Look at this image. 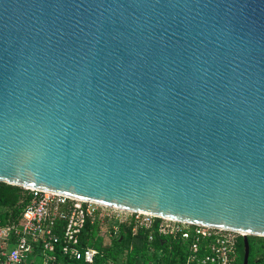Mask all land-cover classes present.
<instances>
[{
  "label": "water",
  "instance_id": "1",
  "mask_svg": "<svg viewBox=\"0 0 264 264\" xmlns=\"http://www.w3.org/2000/svg\"><path fill=\"white\" fill-rule=\"evenodd\" d=\"M0 181L264 237V0H0Z\"/></svg>",
  "mask_w": 264,
  "mask_h": 264
},
{
  "label": "built area",
  "instance_id": "2",
  "mask_svg": "<svg viewBox=\"0 0 264 264\" xmlns=\"http://www.w3.org/2000/svg\"><path fill=\"white\" fill-rule=\"evenodd\" d=\"M29 197L17 216L8 213L0 225V264H92L100 250L82 244L87 225L98 227L96 238L117 237L121 225L133 230L150 228L156 216L72 199L60 194L27 189ZM163 219L158 232L190 240V264H229L235 254L236 232ZM104 238V237H103ZM210 253H202L200 242ZM205 239V240H206Z\"/></svg>",
  "mask_w": 264,
  "mask_h": 264
},
{
  "label": "trees",
  "instance_id": "3",
  "mask_svg": "<svg viewBox=\"0 0 264 264\" xmlns=\"http://www.w3.org/2000/svg\"><path fill=\"white\" fill-rule=\"evenodd\" d=\"M28 190L23 187L0 181V225L6 222L8 213L17 216L29 197ZM163 219L155 217L150 228L133 230V224L121 225L120 233L112 239L110 245H100L96 238L98 227L87 225L82 233V244L100 249L92 264H190L191 242L188 239L163 235L158 232V224ZM98 239V240H97ZM203 238L200 242L202 253H210L206 246L211 238ZM248 264H264V237L249 236ZM235 254L229 264H243L244 241L237 234ZM97 243L99 245L97 246Z\"/></svg>",
  "mask_w": 264,
  "mask_h": 264
},
{
  "label": "rangeland",
  "instance_id": "4",
  "mask_svg": "<svg viewBox=\"0 0 264 264\" xmlns=\"http://www.w3.org/2000/svg\"><path fill=\"white\" fill-rule=\"evenodd\" d=\"M108 231V230H107ZM107 231L105 232V236H103V237H99L98 239H100V240H102L101 241V243H100V245H110L111 243H112V239L114 238H112V237H110V235H109V232L107 233ZM97 239V240H98ZM99 245V243H97V246ZM95 247V246H94ZM97 248V247H96ZM99 249V248H98ZM100 250V249H99ZM35 264H40V262H39V260H35Z\"/></svg>",
  "mask_w": 264,
  "mask_h": 264
}]
</instances>
